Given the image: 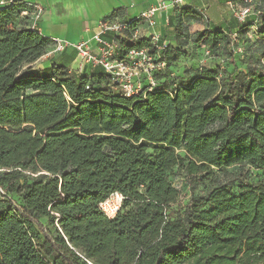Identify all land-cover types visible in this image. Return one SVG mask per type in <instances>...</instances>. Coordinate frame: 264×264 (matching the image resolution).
Here are the masks:
<instances>
[{
  "label": "trees",
  "instance_id": "trees-1",
  "mask_svg": "<svg viewBox=\"0 0 264 264\" xmlns=\"http://www.w3.org/2000/svg\"><path fill=\"white\" fill-rule=\"evenodd\" d=\"M24 7L0 8V264H264V179L247 178L264 170V51L256 70L165 77L186 37L231 48L253 19L193 34L179 20L176 45L160 52L158 88L125 97L105 72L35 69L49 39L15 24ZM134 23L115 37L119 58L155 52L151 38L128 40ZM257 32L264 37V7ZM232 167L171 209L173 168L200 182ZM114 191L122 205L107 218L98 203Z\"/></svg>",
  "mask_w": 264,
  "mask_h": 264
},
{
  "label": "crops",
  "instance_id": "crops-1",
  "mask_svg": "<svg viewBox=\"0 0 264 264\" xmlns=\"http://www.w3.org/2000/svg\"><path fill=\"white\" fill-rule=\"evenodd\" d=\"M15 1H22L30 11L34 5L41 8L36 15L21 16L15 21L16 25L35 30L49 39L45 54L34 63V68L64 62L77 75L103 72L99 66L82 64L73 49L76 43L85 41L94 52V36L101 33L103 21L125 24L134 21L132 30L136 31V38L156 35L172 45H176L175 28L179 20L188 25L189 33L202 29L233 31L238 28L226 0H182L180 3L171 0H0V8ZM161 1L165 6L154 13V25L150 27L141 14ZM258 19L259 16L249 27L254 28ZM103 33L110 38L119 36L115 31ZM54 38L63 41L65 46L62 51L51 54Z\"/></svg>",
  "mask_w": 264,
  "mask_h": 264
},
{
  "label": "built area",
  "instance_id": "built-area-1",
  "mask_svg": "<svg viewBox=\"0 0 264 264\" xmlns=\"http://www.w3.org/2000/svg\"><path fill=\"white\" fill-rule=\"evenodd\" d=\"M171 2L180 3L182 0H171ZM226 4L237 23H244L249 19H253V22L257 20L256 0H226ZM164 6L165 3L161 1L157 6L151 7L141 14L148 26L154 25V13ZM33 8L32 11L28 7L22 8L20 16L36 15L41 10L37 5H34ZM101 26V33L94 36L96 42L94 52L85 41H80L73 46L80 62L84 65L99 66L118 85L125 97L139 95L145 90L158 88L159 84L154 75L166 66L160 58V52L166 49L167 42L160 40L156 35H152L151 43L155 52H150L146 47L130 49L122 58H119L117 55L118 41L115 38L107 37L103 32L115 31L119 36L125 37L123 31L127 29V24L103 21ZM136 36V31L132 30L128 40L132 41ZM232 36L233 38L237 37V33L233 32ZM52 43L53 48L49 53H58L64 49L65 43L63 41L54 38ZM122 201L123 195L114 191L101 200L98 207L107 218H113L119 212Z\"/></svg>",
  "mask_w": 264,
  "mask_h": 264
},
{
  "label": "rangeland",
  "instance_id": "rangeland-1",
  "mask_svg": "<svg viewBox=\"0 0 264 264\" xmlns=\"http://www.w3.org/2000/svg\"><path fill=\"white\" fill-rule=\"evenodd\" d=\"M256 4L258 5H256L258 16H261L264 5L258 0H256ZM257 25L258 21L254 28L248 26L245 32L235 37L231 48H226L220 44L217 49L209 50L207 47L196 44L189 37H186L183 39L185 44L182 47L181 57L178 61L171 63L165 72L166 80L171 81L175 77H193L202 67H219L229 71L233 68V65H236L243 71L256 70L261 65L260 55L264 51V37L257 32ZM194 32L190 33L193 34ZM160 81H163V79ZM213 171V180L198 182L197 177H190L181 169L173 168L168 173V177L178 191V198L171 209H181L191 195L206 194L216 185L217 181L225 180L226 174L230 176L235 173V167L227 169L226 172L215 169ZM247 178L250 181L264 179V170L251 169ZM229 186L235 190V185L231 184ZM2 193L0 189V194ZM10 199L17 203L20 201L19 197L14 194L10 196ZM7 200H2L0 196V210L7 206ZM42 221L46 223L45 219H42Z\"/></svg>",
  "mask_w": 264,
  "mask_h": 264
}]
</instances>
